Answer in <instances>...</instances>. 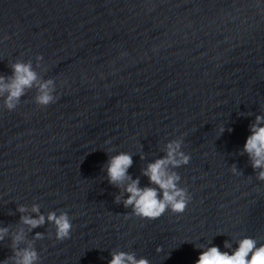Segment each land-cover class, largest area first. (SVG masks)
<instances>
[{"label": "water", "instance_id": "1", "mask_svg": "<svg viewBox=\"0 0 264 264\" xmlns=\"http://www.w3.org/2000/svg\"><path fill=\"white\" fill-rule=\"evenodd\" d=\"M17 61L52 78L57 98L42 107L34 87L9 111L0 96V261L20 228L38 264H108L113 251L194 264L200 246L264 243V180L244 151L264 116V0H0V75ZM173 140L190 156L169 165L190 202L134 215L110 157L131 154L132 179L158 187L143 169ZM33 205L45 223L29 229ZM51 211L68 214L69 238L56 239Z\"/></svg>", "mask_w": 264, "mask_h": 264}, {"label": "clouds", "instance_id": "2", "mask_svg": "<svg viewBox=\"0 0 264 264\" xmlns=\"http://www.w3.org/2000/svg\"><path fill=\"white\" fill-rule=\"evenodd\" d=\"M37 60L43 59L42 55H37ZM12 75L5 77L0 75V96H4V104L7 110H14L20 102V98L26 94L27 90L36 88L35 103L46 107L56 100V83L52 78L42 79L33 69L31 61H17L10 65ZM264 116L257 115L256 122L251 128L244 144V151L248 153L253 169H260L257 179L264 180ZM223 131V128H221ZM181 149V141L173 140L166 145V155L162 158L149 163L143 169V174L149 178L151 184L158 187L139 186V178L132 179L128 174V168L132 165L131 154L120 152L111 156L107 164V176L111 184L117 187L123 186L128 193L123 203L125 207L131 206L133 214L147 219H157L165 211L171 209L174 213H183L190 202L187 190L178 186L180 176L171 171L172 167H179L188 164L190 156L186 155ZM236 172L235 166L232 168ZM125 181H130L125 184ZM116 202H120V197H116ZM20 212H25L26 208L20 206ZM32 211L38 213L37 217L21 216L23 224L28 225L29 229L36 228L45 223V216L39 214V206L33 205ZM47 220L55 225L56 239L65 240L70 237L72 222L66 212L59 215L51 211L48 213ZM7 227L0 228V241L8 235ZM42 233L37 232L34 239H41ZM25 241L24 229L20 228L12 236L13 255L6 257L0 264H38L40 256L31 243L20 247ZM237 246L233 249L232 243L224 242L225 249L231 251H221L219 246L210 244L200 246L198 259L194 264H264V243L258 242L256 238L244 236L236 241ZM160 250L159 248L157 249ZM112 259L108 264H150L141 257L137 259L134 253L124 251H113Z\"/></svg>", "mask_w": 264, "mask_h": 264}]
</instances>
